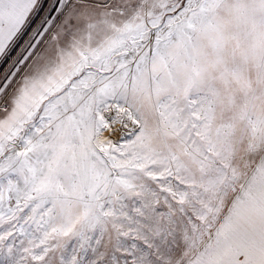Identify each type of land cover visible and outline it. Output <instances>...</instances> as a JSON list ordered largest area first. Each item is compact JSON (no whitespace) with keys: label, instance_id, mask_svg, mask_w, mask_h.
Returning a JSON list of instances; mask_svg holds the SVG:
<instances>
[{"label":"snow or ice","instance_id":"snow-or-ice-1","mask_svg":"<svg viewBox=\"0 0 264 264\" xmlns=\"http://www.w3.org/2000/svg\"><path fill=\"white\" fill-rule=\"evenodd\" d=\"M0 264H264V0H0Z\"/></svg>","mask_w":264,"mask_h":264}]
</instances>
